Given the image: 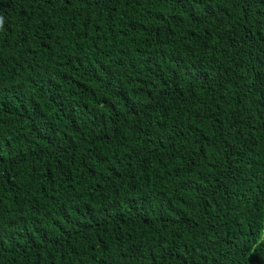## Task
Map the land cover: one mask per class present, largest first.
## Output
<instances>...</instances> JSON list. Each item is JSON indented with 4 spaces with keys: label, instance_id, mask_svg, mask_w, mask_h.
Returning <instances> with one entry per match:
<instances>
[{
    "label": "trees",
    "instance_id": "obj_1",
    "mask_svg": "<svg viewBox=\"0 0 264 264\" xmlns=\"http://www.w3.org/2000/svg\"><path fill=\"white\" fill-rule=\"evenodd\" d=\"M0 264H264V0H0Z\"/></svg>",
    "mask_w": 264,
    "mask_h": 264
}]
</instances>
